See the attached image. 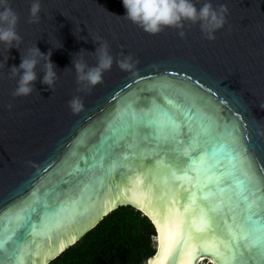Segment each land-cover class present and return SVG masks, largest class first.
I'll return each mask as SVG.
<instances>
[{
    "label": "water",
    "instance_id": "1",
    "mask_svg": "<svg viewBox=\"0 0 264 264\" xmlns=\"http://www.w3.org/2000/svg\"><path fill=\"white\" fill-rule=\"evenodd\" d=\"M31 2L10 0L19 16L20 49L8 50L0 43V210H6L21 189L31 191L29 185H33L43 192L72 168L83 167V159L109 134L110 125L130 102L135 101L139 111L150 108L155 100L182 121L183 109L166 105L164 95L175 105H194L216 122L218 135H225L227 126L238 143L248 145L254 154L253 170L264 178V0H211L214 6L226 4L229 9L227 23L212 41L204 38L199 24L189 22L184 38L173 28L148 34L123 17L126 9L122 0H40L39 23H29ZM204 2L200 0L197 7ZM97 36L108 41L114 57L120 58L121 52L132 54L138 63L134 72L121 71L114 64L104 73L102 83L89 92L78 93L73 54L81 49L95 52L98 45L92 39ZM61 43L63 47L54 48ZM35 46L45 54L52 50L51 60L58 75L55 87L50 89L41 83V61L36 69V91L30 96L13 97L18 78H10V69L19 67L21 52ZM83 56L90 66L96 63L94 54ZM162 87L177 91L162 95ZM74 95L84 101L83 110L76 114L68 107ZM237 123L240 127H234ZM184 131L187 134V129ZM241 134L246 141L241 140ZM154 147L141 145L140 157L124 161L128 167L123 171L115 169L106 192L88 188L90 173L63 201H57L54 209L61 203L71 207L73 200L82 199L77 211L88 218L77 226L69 213L67 224H58L54 233L47 237L33 235L29 244L46 258L34 256L32 264H48L120 206H133L152 221L146 211L127 202L122 194L127 191L125 185L131 188L141 177L146 182L144 169L153 162L146 157ZM166 162L184 163L171 153ZM117 179L121 181L119 189L114 188ZM153 188L159 191L155 183ZM179 196H186L183 188ZM156 233V251L147 264L159 252L160 237ZM60 245L62 250L48 255ZM200 258L217 264L210 255H201L192 264H199Z\"/></svg>",
    "mask_w": 264,
    "mask_h": 264
},
{
    "label": "snow or ice",
    "instance_id": "2",
    "mask_svg": "<svg viewBox=\"0 0 264 264\" xmlns=\"http://www.w3.org/2000/svg\"><path fill=\"white\" fill-rule=\"evenodd\" d=\"M168 91L177 90L160 89L162 95ZM164 100L183 109L182 121L155 100L139 111L135 101L130 102L110 125L109 134L83 159V167L72 168L43 192L33 185L31 191L21 189L6 210H0V264H32L34 256L46 258L29 244L33 235L54 233L58 224H67L69 213L77 226L88 218L77 211L82 199L73 200L71 207L53 205L90 173L88 188L106 192L113 171L125 170L124 161L140 157L144 144L155 146L146 157L153 161L144 169L146 182L141 177L131 188L125 185L122 195L146 211L159 234V252L148 264H192L201 255L212 256L217 264H264V178L253 170L254 154L227 126L225 135H218L216 122L194 105H175L166 95ZM241 140L247 138L241 134ZM169 153L184 163L166 162ZM120 184L117 179L114 188ZM62 249L60 245L48 255Z\"/></svg>",
    "mask_w": 264,
    "mask_h": 264
},
{
    "label": "clouds",
    "instance_id": "3",
    "mask_svg": "<svg viewBox=\"0 0 264 264\" xmlns=\"http://www.w3.org/2000/svg\"><path fill=\"white\" fill-rule=\"evenodd\" d=\"M122 3L126 9L123 17L148 34L157 35L167 28H173L178 31L181 38H184L185 24L189 22L193 25L199 24L204 38L209 41L215 40L216 32L225 26L229 12L226 4L216 7L211 0H205L200 7H197L200 0H122ZM40 12V0H32L29 8V23H39ZM18 23L19 16L11 7L10 0H0V43L8 46V50L13 47L20 49L22 37L17 31ZM92 40L98 45L95 52L81 49L73 54L72 64L77 74L78 93L89 92L102 83L104 73L110 71L114 64L121 71L134 72L138 63L132 54L121 52L120 58L114 57L110 51V44L102 37L97 36ZM61 47H63L62 43L54 48ZM84 53L94 54L96 63L90 66L84 59ZM51 56V49L45 54L37 46L29 48L26 53L21 52L22 62L19 67L13 66L9 73L10 78H18L12 92L13 97L30 96L36 91L34 86L38 78L36 69L41 61H43L41 71L44 73L41 83L50 89L55 87L58 75ZM68 107L74 114L82 111L84 108L82 97L74 95L68 101Z\"/></svg>",
    "mask_w": 264,
    "mask_h": 264
},
{
    "label": "trees",
    "instance_id": "4",
    "mask_svg": "<svg viewBox=\"0 0 264 264\" xmlns=\"http://www.w3.org/2000/svg\"><path fill=\"white\" fill-rule=\"evenodd\" d=\"M156 234L142 211L120 206L48 264H147Z\"/></svg>",
    "mask_w": 264,
    "mask_h": 264
},
{
    "label": "rangeland",
    "instance_id": "5",
    "mask_svg": "<svg viewBox=\"0 0 264 264\" xmlns=\"http://www.w3.org/2000/svg\"><path fill=\"white\" fill-rule=\"evenodd\" d=\"M154 240L156 239L154 238ZM200 264H209V262L205 260V261L200 262Z\"/></svg>",
    "mask_w": 264,
    "mask_h": 264
},
{
    "label": "bare ground",
    "instance_id": "6",
    "mask_svg": "<svg viewBox=\"0 0 264 264\" xmlns=\"http://www.w3.org/2000/svg\"><path fill=\"white\" fill-rule=\"evenodd\" d=\"M76 238V237H75ZM75 238L73 239V240H75ZM73 240H71V241H73ZM204 258H200V261L198 262L199 264H200V262H202V260H203ZM193 263V262H192Z\"/></svg>",
    "mask_w": 264,
    "mask_h": 264
}]
</instances>
